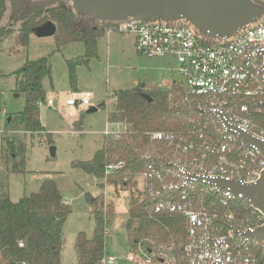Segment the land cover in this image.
<instances>
[{"label": "built area", "instance_id": "1", "mask_svg": "<svg viewBox=\"0 0 264 264\" xmlns=\"http://www.w3.org/2000/svg\"><path fill=\"white\" fill-rule=\"evenodd\" d=\"M104 30L132 37L141 55L173 57L177 77L158 87L203 118L198 128H193L196 118H189L186 133L149 131V140L164 143L168 151L135 175L141 197L150 201V214L183 218V246L132 242L129 253L118 254L104 246L98 264H264V237L246 236L264 223V214L241 192L216 182L251 184L264 171V156L240 135L264 141V10L229 37H206L184 18L108 23ZM90 96L81 92L65 104L88 106ZM46 103L53 104L51 99ZM110 123L117 128L104 135L125 130L123 123ZM123 166V161L110 162L104 172Z\"/></svg>", "mask_w": 264, "mask_h": 264}, {"label": "trees", "instance_id": "2", "mask_svg": "<svg viewBox=\"0 0 264 264\" xmlns=\"http://www.w3.org/2000/svg\"><path fill=\"white\" fill-rule=\"evenodd\" d=\"M6 1L0 0V21L6 10ZM11 3L9 24L20 21L17 29L19 39L26 41L29 33L38 25L51 20L56 25L54 37L60 47L63 43L82 41L85 52L67 60L69 84H76L75 66L87 64L97 54V39L104 33L105 23L92 17H81L74 13L71 6L62 0L51 5H42V0H8ZM262 5L264 2L254 0ZM12 34L8 26H0V39ZM48 57L28 60L15 71L16 90L23 93L25 107L22 111L10 114L7 129L10 131H45L39 117V104L46 102V91L42 79L50 77ZM176 88V87H175ZM113 111L108 114L110 121L125 125L121 133L103 135L101 146L90 160L78 164L86 172L97 178H105L107 184H118L124 188L134 187L135 175L148 163H159L168 148L164 143L151 141L148 132L168 130L188 132L189 118H196L193 128L203 118L195 109L181 103L177 97L169 98L168 90L158 86L137 85L132 88L118 89L114 92ZM103 105V103H102ZM74 123L80 125V115ZM79 123V124H78ZM79 127V126H78ZM7 130V131H8ZM0 154V264H62L63 248L62 225L71 207L64 200L55 180L45 179L37 191L23 195L12 201L7 191V172H22L15 161V145L6 135H2ZM49 140L52 139L49 137ZM123 161L124 166L105 174V165ZM99 181V186L103 187ZM85 194L94 220V230L90 237L78 232L74 248L76 264H98L104 250V224L113 214V206L104 207L103 197ZM150 201L133 195L129 201L128 218L125 226L128 236L134 243L148 246L172 242L178 248L184 243V220L173 213H149ZM108 217V218H107ZM22 242V245H19Z\"/></svg>", "mask_w": 264, "mask_h": 264}, {"label": "rangeland", "instance_id": "3", "mask_svg": "<svg viewBox=\"0 0 264 264\" xmlns=\"http://www.w3.org/2000/svg\"><path fill=\"white\" fill-rule=\"evenodd\" d=\"M55 3L53 0L41 1L44 6ZM10 13L11 3L7 0L0 26H8L12 34L0 39V154L2 135L6 134L14 142L15 161L23 171L2 170V175L7 172L9 197L17 201L23 195L37 191L43 180H55L64 200L71 207L62 225L61 263L76 264L74 243L77 233L81 231L90 237L94 230L85 194H100L104 207L113 206V214L107 217L104 224V231L107 229L108 232L105 249L112 254L129 253L132 241L125 226L129 201L133 195L141 198V191L137 184L131 188H124L120 183L107 184L105 178L100 179L86 172L78 163L92 158L101 146L104 132L116 130L117 126L108 120V114L113 111L114 92L137 85L166 88L173 76L177 77L174 72L176 60L171 56L150 58L141 55L136 51L132 37L115 31L107 34L104 30L97 39V54L87 64L75 66L76 84L71 87L67 60L85 52L83 42L70 41L59 47L54 35L37 36L33 30L23 41L17 36L20 21L8 25ZM43 56L48 57L51 69L50 77L42 79V86L46 91V100L53 102L51 105L46 102L39 104V117L45 131H10L7 129L9 115L25 107L23 93L16 90L15 71L26 61ZM81 92L90 93L88 106L65 104L70 97L79 98ZM89 106H96L97 109L86 112ZM79 115L80 125H77L74 121ZM51 146L55 148L54 155H51ZM99 181L103 182V187L99 186ZM143 255V252L139 254L141 258Z\"/></svg>", "mask_w": 264, "mask_h": 264}, {"label": "water", "instance_id": "4", "mask_svg": "<svg viewBox=\"0 0 264 264\" xmlns=\"http://www.w3.org/2000/svg\"><path fill=\"white\" fill-rule=\"evenodd\" d=\"M37 1V0H29ZM71 6L74 13L81 17H92L101 23L119 24L129 20H176L184 18L209 38L229 37L242 27L253 23L262 13V5L254 0H62ZM37 36H52L56 25L51 20L36 26ZM96 106H89L92 112ZM243 141L254 144L264 156V141L241 132ZM55 148L50 147L51 155ZM217 185L229 187L237 194L241 192L250 204L264 214V171L254 183L241 184L222 178L216 179ZM248 238L264 237V223ZM264 255V254H263Z\"/></svg>", "mask_w": 264, "mask_h": 264}, {"label": "crops", "instance_id": "5", "mask_svg": "<svg viewBox=\"0 0 264 264\" xmlns=\"http://www.w3.org/2000/svg\"><path fill=\"white\" fill-rule=\"evenodd\" d=\"M107 52H108V50H107ZM109 120V119H108ZM110 121V120H109ZM74 124V123H73ZM104 135V134H103Z\"/></svg>", "mask_w": 264, "mask_h": 264}]
</instances>
